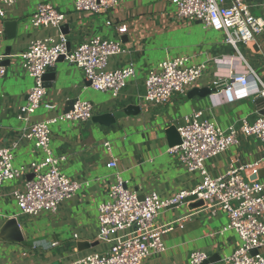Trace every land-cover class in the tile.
<instances>
[{
	"label": "crops",
	"instance_id": "0c3cea01",
	"mask_svg": "<svg viewBox=\"0 0 264 264\" xmlns=\"http://www.w3.org/2000/svg\"><path fill=\"white\" fill-rule=\"evenodd\" d=\"M42 2H50L65 13L61 28L32 25L30 17ZM244 2L252 13L264 17V0ZM0 7L6 10L5 18L0 19V51L6 55L7 68L0 79V148L17 144L13 148L15 166L44 157L33 139L23 137L28 125L18 118L33 85L20 54L32 40L62 33L70 50L95 36L118 40L124 44L125 52L111 56L108 69L129 63L136 68L115 98L108 92L94 90L82 70L64 56L52 66L54 71L44 81L41 105L29 123L69 111L77 100L94 104L93 117L133 109L110 125L93 121L92 117L85 123L64 121L52 126L51 147L62 158L60 170L83 183L77 194L62 202L56 212L45 210L32 216L20 210L14 193L24 188L30 173L0 185V232L14 219L23 236L20 241L0 237V264H67L92 252H105L108 244L99 239L98 206L109 199L110 187L119 178L141 197L156 192L166 198L200 184V174L188 171L178 153L172 151L177 145H171L168 128L174 126L177 130L198 112H202L200 119H208L223 130L230 126L239 128L242 120L254 121L264 115V99L256 94L264 86V32L248 43L233 45L226 41L223 30H213L199 21L180 20L174 0H119L116 8L103 14L78 12L74 0H17L9 8L0 0ZM10 21L17 22L13 37L6 29ZM121 24L127 25L126 32H118ZM178 56L188 57L192 64H205L203 76L165 103L147 102L148 71L160 61ZM245 73L250 75L247 86L235 83L232 90L226 91L222 85L207 97L193 92L214 86L217 81L230 82L233 76ZM260 98L263 100L258 103ZM236 137V143L205 162L212 176L262 157V140L240 130ZM112 158L117 166L108 168ZM246 177L264 182V166L257 172H246ZM185 217L182 226L164 235L166 249L151 254L142 264H190L194 251L208 255L204 264H229L228 258L240 239L235 230L225 229L227 214H212L205 209L203 200L189 197L178 206L160 211L155 225L165 226ZM261 253L264 255V248Z\"/></svg>",
	"mask_w": 264,
	"mask_h": 264
},
{
	"label": "built area",
	"instance_id": "2783aa9c",
	"mask_svg": "<svg viewBox=\"0 0 264 264\" xmlns=\"http://www.w3.org/2000/svg\"><path fill=\"white\" fill-rule=\"evenodd\" d=\"M1 1L5 8L17 2ZM118 4L119 0H74L76 11L92 14L106 13ZM174 4L180 20L199 21L213 30H223L227 34L226 41L233 45L237 42L248 43L264 32V17L252 13L244 0H174ZM5 16L6 10L0 7V19ZM65 18V13L52 3L42 2L31 15L30 22L35 27L59 29ZM127 29L126 24H121L118 32L123 33ZM123 52L125 47L121 41L102 36L84 40L69 51L67 38L62 33L57 37L34 39L21 52L22 66L33 79V85L18 118L28 125L23 137L33 139L44 157L40 161L15 166L13 148L17 144L0 148V185L26 173L33 174L24 188L14 193L23 213L35 216L45 210L56 212L62 202L73 198L83 186L81 181L60 170L62 158L57 157L51 147L52 126L64 121L85 123L91 120L94 104L88 100H77L69 111L29 123L30 116L40 107L45 94L44 74L64 56L68 63L82 70L84 79L90 82L94 90L108 92L116 98L136 72L133 63L118 69H108L109 58ZM5 57L0 51V79L7 71ZM205 69V64H192L186 56L160 61L156 68L147 73L145 100L154 104L167 102L174 93H183L199 81ZM249 77L247 73L238 74L230 82L217 81L214 86L223 85L226 91H230L235 83L247 86ZM256 94L264 99V86ZM200 114L202 112L177 127L181 144L172 148L188 171L200 174V184L166 198H161L156 192L141 197L119 178L110 187L109 199L98 206L99 239L108 244V249L77 257L67 264H142L151 254L166 249L164 235L182 226L187 218L157 227L155 219L160 211L178 206L189 197L203 200L205 209L212 214H227L225 229L235 230L240 239V244L228 258L229 264H264V255L261 253L264 248V182L246 177V172H257L264 166V152L256 162L231 167L218 176H212L205 166L208 159L218 156L236 143L238 130L264 142V115L254 121L242 120L239 128L230 126L223 130L208 119H200ZM116 166L114 158L107 163L108 168ZM121 231L128 232L119 234ZM253 250L257 253L253 254ZM189 259L190 264H204L208 255L194 251Z\"/></svg>",
	"mask_w": 264,
	"mask_h": 264
},
{
	"label": "water",
	"instance_id": "95a60500",
	"mask_svg": "<svg viewBox=\"0 0 264 264\" xmlns=\"http://www.w3.org/2000/svg\"><path fill=\"white\" fill-rule=\"evenodd\" d=\"M16 25H17L16 21H10V22L6 23V29H7V32L9 34V37H13L15 35ZM68 50L70 51V48H68ZM53 71H54V69L52 67L49 68L43 76V81H45L48 77H50L49 73L53 72ZM88 83L90 84V82H88ZM215 91H216V87L211 86V87H206L203 89H195L193 92L199 94L202 97H207V96L213 94ZM262 100L263 99L260 98L258 103H261ZM132 109L133 108H129V109H127L121 113L107 114V115H104L101 117H93L92 120L94 121V120L98 119V121L103 122L107 125H110L112 122L116 121L117 117H120L121 115H125V113H127V114L131 113ZM167 133L170 137L171 145L175 146V145L181 144V137H180L178 131L176 130V127L171 126L170 128H168ZM29 178L32 179L33 174H30ZM0 237L2 239H5V240H15V241H20L23 239L22 233L20 231V228H19L16 220L11 219L6 223V225L2 228V230L0 232ZM252 253L256 254L257 251L253 250Z\"/></svg>",
	"mask_w": 264,
	"mask_h": 264
}]
</instances>
